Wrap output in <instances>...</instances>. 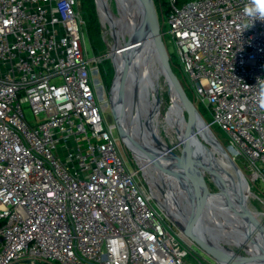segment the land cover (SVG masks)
<instances>
[{"label":"built area","instance_id":"1","mask_svg":"<svg viewBox=\"0 0 264 264\" xmlns=\"http://www.w3.org/2000/svg\"><path fill=\"white\" fill-rule=\"evenodd\" d=\"M247 2L166 0L158 22L256 188L264 21L245 29ZM84 25L78 0H0V264H217L172 230L127 167L99 101L108 54L87 55Z\"/></svg>","mask_w":264,"mask_h":264},{"label":"water","instance_id":"2","mask_svg":"<svg viewBox=\"0 0 264 264\" xmlns=\"http://www.w3.org/2000/svg\"><path fill=\"white\" fill-rule=\"evenodd\" d=\"M94 1L96 10L99 11L98 1ZM120 2L125 5L127 16L130 17L135 26L134 30H137L142 35V40L134 41L131 38L129 44L124 43L122 46L132 47L140 44L134 58L120 67V75L114 88L112 115L106 120L114 122L120 134L132 147L133 142L126 134V125L123 123L125 106L127 105L126 88L128 85L133 86L134 96H137L140 82L147 80L152 84V79L163 76L170 92V104L167 107L166 113L169 111H174L176 114L180 113L179 121L185 122V132L188 133V136H186L185 132L182 133L180 131V134H182L179 137L178 143L196 165L200 166L201 161L211 164L210 169L203 168L213 179L214 177L217 178L222 184L224 199L209 193L200 184L195 183L188 177L172 160L171 156L168 155L171 149L168 147L165 149L160 146L159 141L155 137H153L155 146L153 149L154 154L150 158L151 162L159 168L160 172L167 179H174L178 183V186L184 193V197L181 198L182 204H186L193 215L190 220L192 223L198 224L205 221L208 218V213L213 210H222V212L231 211L235 218L246 225L247 230L244 236L247 239H255L257 246L254 247V252H248V256H241L233 251L229 254L225 248L211 247L202 237L196 235L191 230L187 229L186 232L191 236L195 244L219 264H257V261L259 264H264V226L262 225V221L257 218L259 213L252 211L247 206L250 193L249 183L242 170L215 137L208 123L181 86L171 66L169 55L162 39L154 1L120 0ZM135 14H139L142 23H144L142 27L137 24ZM144 94L147 97L149 96L148 91H145ZM154 99L156 101V98ZM184 112H186L188 119L184 115ZM192 125H195L197 130H194ZM197 134H200L204 143L198 140ZM189 140L191 141L189 142ZM205 143L209 146L208 149L205 148ZM205 150H212V154L220 155L224 160L223 166L219 167L216 161L214 162V159L212 160L210 155L205 153ZM227 172L232 173L235 177V182L228 179ZM223 174L226 178H224ZM173 199L175 201L173 203H177V197L175 196ZM233 200H237V207L232 205Z\"/></svg>","mask_w":264,"mask_h":264},{"label":"rangeland","instance_id":"3","mask_svg":"<svg viewBox=\"0 0 264 264\" xmlns=\"http://www.w3.org/2000/svg\"><path fill=\"white\" fill-rule=\"evenodd\" d=\"M105 4L108 6L109 10L112 12L113 15H119V8L118 3L116 0H104ZM95 2V1H94ZM161 4L157 9V17L159 21L162 22V14L165 13L167 9V3L166 0H160ZM78 7L80 8V0H78ZM161 7V9H160ZM97 11V10H96ZM100 28H101V37H100V52L98 54H108L105 58L98 64L99 68V80L101 82V90L99 92V101L103 110V113L105 115V119H108L110 115H112V96L114 98V88L117 82V79L120 75V65L121 62L118 57L111 56L110 52L114 50H119L122 48L124 43L129 44L131 41V37L128 36L126 31L119 30V34H121V39L119 40V45L115 48V38L112 34L113 28L116 27L111 25L107 21H103L101 19V16L99 14V11H97ZM102 20V21H101ZM109 24V25H108ZM161 29L164 31L166 29V26L161 23ZM85 37V45L87 49V55L90 57L94 54L90 42L86 36V33L84 34ZM163 41L165 44V47L167 49L169 59L171 66L177 75V78L183 87L184 91L188 95V97L191 99L197 110H201L204 114V119L206 122L210 120V114L205 110L204 106L200 103H197L196 99L194 98L193 93L188 89L187 85V79L185 77L184 72L182 71V68L179 66L177 54L175 47L170 40V37L168 35L163 36ZM97 55V54H94ZM113 59H112V58ZM101 66H104L106 70L109 73V79L110 83H108L109 88L106 86V82L103 80V77L101 76ZM122 66V65H121ZM156 101L154 102L155 110L161 120L159 124V130L160 135L162 139L164 140L165 144L168 148L171 149L170 155L172 160L179 166V168L185 172V174L190 177L195 183L200 184L205 190H207L209 193L224 199V193L222 189V184L219 182L217 178L214 177V179L210 176V174L204 169L206 168V164L209 165V163L205 161L200 162V166L196 165L190 157L186 154V152L183 150L182 146L178 143L179 138L177 137L176 133L168 128V116H167V107L170 104V92L168 90V86L163 78V76H159L158 80V90L155 94ZM28 118L31 119L30 114L28 113ZM184 115L188 119V116L186 112H184ZM194 130L196 129L195 125H192ZM211 131L215 135V137L220 141V143L225 146L226 144V136L224 133H222L217 127L213 126L210 127ZM185 135L188 136V133L185 132ZM115 136L118 137V147L119 150L123 156V159L126 162L127 167L130 170H137L136 179L137 182L141 188V190L145 193V195L149 198V202L151 205L156 208L164 217L166 223L169 224V226L172 228L174 232L179 234L184 238V240H192L191 236L186 232L187 229H184L182 227V224L177 221L173 215H170L166 210V205L164 207L163 204V197L164 192L162 191L164 181L163 180H156L154 179V168H146L143 163V159L140 157V155H135L132 151V147L128 144V142L124 139V137L120 134L118 129H115ZM198 140L203 142V139L201 138L200 134H197ZM191 140H189L190 142ZM196 145H198L196 143ZM132 148V149H131ZM205 148L208 149L209 146L205 143ZM237 166L242 170L246 177V173L244 171V164L242 162V159H234ZM206 163V164H205ZM204 167V168H203ZM211 173V172H210ZM213 173V171H212ZM160 177V176H159ZM162 182V183H161ZM256 188L250 186V193L247 200V206L254 212L259 213V216L261 214H264V186L260 183H256ZM158 192V193H157ZM158 195V196H157ZM174 200V199H173ZM175 202V201H173ZM183 215H185L189 220L192 218V213L189 210V212H183ZM258 216V217H259ZM262 221V224L264 225V218H259ZM208 224V227H221L219 223H211L207 220L203 222H199V225L202 224ZM218 229V228H217ZM203 234L207 237H212L217 240V242L226 250L233 251L238 253L241 256H248V251L246 250L244 245H237L236 240H229L225 239L223 236L219 235L220 233H210L208 230H204ZM194 242V241H193ZM195 244V242H194ZM194 248L198 251L199 254L203 256L208 261L213 260L211 257L207 256L206 252L202 250L197 244H195ZM197 247V248H196ZM215 261V260H213ZM216 262V261H215ZM259 264V262H256ZM217 264H219L217 262Z\"/></svg>","mask_w":264,"mask_h":264},{"label":"bare ground","instance_id":"4","mask_svg":"<svg viewBox=\"0 0 264 264\" xmlns=\"http://www.w3.org/2000/svg\"><path fill=\"white\" fill-rule=\"evenodd\" d=\"M99 4V12L101 19L103 21L109 22L112 26L114 25L116 28L112 30V34L115 38V48L119 45V40L121 39V34H119V30H124L130 36L134 41H141L142 35L137 30H134V25L130 19L129 16H127V13L125 11V5L120 2V0H117L118 2V8L120 14L117 16L113 15L112 12L109 10L108 6L105 4L104 0H97ZM104 3V5H102ZM135 20L139 26H143L144 23H142V20L140 19L139 14H135ZM101 20V21H102ZM109 25V24H108ZM140 45V44H139ZM139 45H134L132 47H122L119 50H114L110 52L111 56H116L119 58L121 65L123 66L124 63L127 61H130L134 58ZM120 65V67H122ZM145 73V72H143ZM158 80L159 78L152 79V84H150L149 81L143 80L140 82L138 87V93L137 96H134V88L133 86L128 85L126 88V103L125 106V117L123 123L126 125V134L129 136L132 143V148L135 155H140V157L143 159L144 166L146 168H154V181L156 180H163L164 185L162 188V191L164 192L163 197V204L164 207L166 205V210L170 215H173V217L179 221L182 224V227L184 229L191 230L196 235L202 237L207 244H209L213 248L221 247L223 248L216 239L212 237H207L203 234L204 230H208L210 233H220L219 235L223 236L225 239L229 240H236L237 245H244L246 250L249 253L254 252V247L257 246V243L255 239H247L244 236V233L247 230L246 225L243 224V222L239 221L235 216L231 213V211L222 212L219 210H213L210 213H208V218L206 219L208 222L211 223H219L221 227H208V224H194L192 223L185 215H183V212H189L190 208L186 204H182L181 198L184 197L183 191L178 186V183L174 179H167L159 170L157 166L154 165V163L151 162V156L154 154L153 149L155 146V142L153 140V137H155L159 143L160 146L166 149L167 145L165 144L164 140L162 139L160 135L159 130V124L161 122L155 107V94L158 90ZM149 93V96H145L144 92ZM169 126L168 128L173 130L177 137L179 138L182 133L185 132V122H180V116L181 114H176L174 111H169L167 113ZM178 122V123H177ZM189 124V123H188ZM180 131L182 132L180 134ZM212 150H205V153L210 155L211 159H214V162L216 161L217 165L219 167H222L223 165V159L220 155L212 154ZM170 155V153H168ZM206 162V161H205ZM164 165L165 163L162 162ZM209 163V162H207ZM206 164V163H205ZM166 166V165H165ZM206 168L210 169L211 164L207 165ZM213 168V167H212ZM228 171V170H227ZM230 172V171H228ZM228 179H230L232 182H235V177L232 175V173H228ZM160 176V177H159ZM223 176H225L223 174ZM226 178V176L224 177ZM162 183V182H161ZM158 193V192H157ZM158 196V195H157ZM177 197V203H173V197ZM237 200L232 201V205L237 207ZM222 212V214H221ZM263 217L264 214H261V216L257 217L259 218ZM263 225V224H262ZM264 226V225H263ZM242 233V234H241ZM224 249V248H223ZM226 250V249H225ZM229 254H231V251L226 250Z\"/></svg>","mask_w":264,"mask_h":264},{"label":"trees","instance_id":"5","mask_svg":"<svg viewBox=\"0 0 264 264\" xmlns=\"http://www.w3.org/2000/svg\"><path fill=\"white\" fill-rule=\"evenodd\" d=\"M153 1H154L155 9L157 12V9L161 4L159 2L160 0H153ZM80 8H81V12H82L83 19L85 22L84 30L90 42L91 48L94 54L100 55L98 53L100 52L99 44H100V37H101V28H100V23H99L97 11H96L95 2L94 0H80ZM98 71H99V68H98ZM100 71H101V76L103 77V80L106 82V86L109 88L108 83H110V80H108L109 79L108 71L106 70L104 66H101ZM113 99L114 98L112 96V101ZM203 110L205 112V109ZM199 112L204 118L203 112L201 110H199Z\"/></svg>","mask_w":264,"mask_h":264},{"label":"clouds","instance_id":"6","mask_svg":"<svg viewBox=\"0 0 264 264\" xmlns=\"http://www.w3.org/2000/svg\"><path fill=\"white\" fill-rule=\"evenodd\" d=\"M243 13L251 20V24L245 26V29L252 27L256 20L264 21V0H248ZM255 86L259 88V105L264 109V79L258 78Z\"/></svg>","mask_w":264,"mask_h":264}]
</instances>
